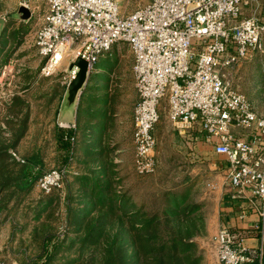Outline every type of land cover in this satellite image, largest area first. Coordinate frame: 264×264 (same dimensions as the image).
Here are the masks:
<instances>
[{
  "label": "rangeland",
  "instance_id": "1",
  "mask_svg": "<svg viewBox=\"0 0 264 264\" xmlns=\"http://www.w3.org/2000/svg\"><path fill=\"white\" fill-rule=\"evenodd\" d=\"M147 1L119 4L127 13ZM21 3L31 9L28 19L17 15ZM45 8L44 0H0V258L17 264H137L145 258L164 264L174 253L181 264H220L213 236L222 223L221 201L230 195L226 162L198 131L197 142L193 130L180 134L167 117L166 97L153 130V172L137 173L128 157L121 182L106 188H68L65 181L49 192L37 186L40 174L68 157L55 137L57 125L67 127L56 122L67 107L66 62L45 75L33 43ZM130 52L125 42H115L94 64L103 70L93 69L92 84L101 72L121 74L99 81L108 88V107L127 104L118 91L130 75ZM228 77L264 116V37L262 50L238 62Z\"/></svg>",
  "mask_w": 264,
  "mask_h": 264
},
{
  "label": "built area",
  "instance_id": "2",
  "mask_svg": "<svg viewBox=\"0 0 264 264\" xmlns=\"http://www.w3.org/2000/svg\"><path fill=\"white\" fill-rule=\"evenodd\" d=\"M33 43L45 75L66 62L67 82L80 56L89 69L115 42H125L137 100L132 109V166L139 174L156 168L153 128L162 98L168 119L199 137L225 159L230 196L256 199L259 248L242 242L237 230L221 223L214 232L220 264H260L264 237V116L235 89L233 66L263 48L264 0H149L121 11L119 0H44ZM66 82V83H67ZM67 127L74 124L62 121ZM75 135L69 136L71 144ZM67 163L37 177L44 192L63 186ZM243 216V213H240ZM256 258V259H255ZM0 264H17L0 258Z\"/></svg>",
  "mask_w": 264,
  "mask_h": 264
},
{
  "label": "crops",
  "instance_id": "3",
  "mask_svg": "<svg viewBox=\"0 0 264 264\" xmlns=\"http://www.w3.org/2000/svg\"><path fill=\"white\" fill-rule=\"evenodd\" d=\"M93 69L103 70L99 66L95 68L94 65L89 69L88 78L77 100L69 107H62L56 120L57 123L60 121L72 123L75 127L73 133L76 134V144L72 146L66 160L69 173L65 183L68 184V188L75 183L82 190L90 189L91 191L93 188H106L109 184L115 185L116 182H121L120 174L126 169V160L128 157H131L132 160V109L137 100L131 64L130 75L126 79H121L124 80L123 88L118 91L119 96L127 104L116 108L108 107L109 103L106 102L108 88L102 87V84L99 83L104 76L103 73H99L101 76L99 81L93 84L90 82ZM109 73L121 75L116 69L106 73V80L110 82ZM89 87L91 88L89 89ZM124 92H127V98H125ZM108 114H115V116L110 117ZM193 135L197 142V130H193ZM209 146L213 151L212 146ZM55 161H59L58 157L55 158ZM107 175L111 177H107ZM117 185L121 186V184ZM254 202L256 203L247 195L231 197L228 193L221 201L220 208L221 222L227 224L230 229L237 230L241 234L242 242L256 250L260 245V234L258 228L254 227V224L258 222L257 208ZM241 212L243 216H240ZM261 246V259L263 258L264 264V237ZM254 263V260L247 262V264Z\"/></svg>",
  "mask_w": 264,
  "mask_h": 264
},
{
  "label": "water",
  "instance_id": "4",
  "mask_svg": "<svg viewBox=\"0 0 264 264\" xmlns=\"http://www.w3.org/2000/svg\"><path fill=\"white\" fill-rule=\"evenodd\" d=\"M31 9L26 4H20L17 9V15L22 19H28L31 15ZM73 65L78 67L76 74L67 82L66 93L64 96L63 104L69 107L78 98L82 91L84 84L88 78L89 66L87 61L80 56L71 60L68 64V68Z\"/></svg>",
  "mask_w": 264,
  "mask_h": 264
},
{
  "label": "trees",
  "instance_id": "5",
  "mask_svg": "<svg viewBox=\"0 0 264 264\" xmlns=\"http://www.w3.org/2000/svg\"><path fill=\"white\" fill-rule=\"evenodd\" d=\"M73 132V129L72 128H69V127H62V126H59L57 125L56 126V132H55V137H56V144H57V147L64 150V152L66 154L69 155V152L71 150V142L69 140V136L72 134ZM67 156V155H66ZM34 182V179H32L30 182H29V185L31 187V185L33 184ZM104 202V201H102ZM174 233H172L173 235ZM175 235V234H174ZM178 236V235H177ZM170 242V238L167 240V242ZM138 251H141L140 249H138ZM108 252H109V255L110 256H114V251L112 250V246L110 248H108ZM137 256V255H136ZM140 254L138 255L137 259L139 258ZM155 257V256H154ZM168 258V261L169 262H164V264L166 263H169V264H181L180 263V260L181 258H179V256H176V254L172 253L168 256H166ZM159 258H162V257H159ZM170 258V259H169ZM256 259V258H255ZM159 260V259H158ZM113 263V260L111 259V264ZM137 264H148V259L145 258L143 260H138ZM260 264H263V258L261 259L260 261Z\"/></svg>",
  "mask_w": 264,
  "mask_h": 264
}]
</instances>
